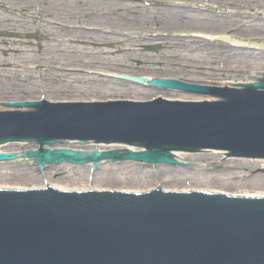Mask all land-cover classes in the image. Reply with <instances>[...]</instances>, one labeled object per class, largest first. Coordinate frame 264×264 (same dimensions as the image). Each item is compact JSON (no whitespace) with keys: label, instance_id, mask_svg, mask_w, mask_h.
<instances>
[{"label":"water","instance_id":"95a60500","mask_svg":"<svg viewBox=\"0 0 264 264\" xmlns=\"http://www.w3.org/2000/svg\"><path fill=\"white\" fill-rule=\"evenodd\" d=\"M155 84L223 100L19 103L12 106L37 111L0 113V141L38 142L41 151L25 156L40 157L41 165L106 158L138 161V167L168 166L176 165L170 151L211 150L264 162V82L236 89ZM57 140L146 151L95 156L42 151ZM14 158L0 154V161ZM0 189H6L0 190V264H264V198L160 188L144 194Z\"/></svg>","mask_w":264,"mask_h":264},{"label":"rangeland","instance_id":"374dc122","mask_svg":"<svg viewBox=\"0 0 264 264\" xmlns=\"http://www.w3.org/2000/svg\"><path fill=\"white\" fill-rule=\"evenodd\" d=\"M246 1L243 0L242 8H238L237 12L229 9L221 12L226 18L224 21L230 23L231 28L234 24H240L242 27L238 35L240 39L238 44H243L245 49L234 52H223L221 46L217 45L209 47L210 50H202L196 47L200 42L197 38L173 36L175 32L181 33L197 28L184 26L189 22L190 16L183 13L177 17L181 23L179 26L165 25L161 28L158 23L161 17L158 14L160 9L152 10L158 16L148 15L144 22L132 18L115 20L114 23L94 22L92 28L111 30L109 32L116 33L113 35L72 34L60 26L79 23L91 28V23L85 21L0 20V32L5 30L8 34H14L13 37H0V93L5 89L8 94V97L0 94V102L4 103L5 98H9L6 102L14 104L40 100L50 103H76L123 100L122 97L128 98L124 100L149 99L157 98L159 94L194 96L132 82L126 85L128 88L122 85L116 88L113 85L116 81H112L114 79L111 75H105L111 70L142 73L157 79L165 78L198 85H209L213 82L262 83L264 0H255L250 6ZM211 4L215 5L212 1ZM225 4L227 5V2ZM137 8L145 7L141 5L130 7L132 11ZM155 19L157 21H154ZM230 25L226 29H230ZM22 26L24 31H21ZM256 26L258 29H254ZM28 34L34 35L35 38L27 39ZM209 39L211 43L222 41L221 38ZM185 40L197 41L194 45L178 43ZM150 46H158L159 49L148 50ZM250 47L253 49H247ZM127 51L132 52L134 56L125 55L124 52ZM9 65L14 67H8ZM103 76L109 80V83H103L104 87L97 81L105 78ZM99 87L100 92L96 91ZM12 95L16 101H11ZM11 144L22 145L27 149L24 151L7 149L6 146ZM77 146L81 147L79 149L84 153H92L95 150L112 152V146L107 145L77 144ZM94 146L98 147L87 149ZM117 147L142 151V148L136 147ZM47 148L43 147L42 151ZM40 149L37 142L0 141V150L3 153L19 155L15 160L0 163V188L42 189L43 185L48 184L58 190L72 192L115 191L137 194L160 188L164 192H205L221 193L226 196L264 197V162L225 158L224 154L220 156L216 154L224 153L223 150L179 152L183 159L174 160L177 162L176 165L150 167H138V161L110 163L106 159L85 164L60 162L41 165L40 157L24 156V153L30 154L33 151L37 153L41 151ZM200 156H208L209 159L201 161ZM105 170L110 173L107 174ZM24 172L29 175L26 180L20 177ZM79 175L82 178H79Z\"/></svg>","mask_w":264,"mask_h":264},{"label":"flooded vegetation","instance_id":"af4514ba","mask_svg":"<svg viewBox=\"0 0 264 264\" xmlns=\"http://www.w3.org/2000/svg\"><path fill=\"white\" fill-rule=\"evenodd\" d=\"M56 1V0H54ZM58 3H66L55 11L47 9L44 0H0V20H58V21H85L91 23L90 27L81 24H74L67 26L60 24L63 29H67L72 34H80L86 36L97 35H113L111 30L92 28L94 22L99 21H123L124 18L136 19L144 16V11L151 17H156L153 11L158 10V14L163 10L177 11L178 15L183 13L190 16L189 22L184 26H189L191 31L184 30L181 33L175 32L173 36H185L190 38H197L200 42L196 45L199 49L210 50L212 46H221L223 52H234L243 49V46L238 44V35L241 33L242 27L240 24H234L231 28L230 23L223 16V11L229 9L236 11L242 8L243 0H57ZM173 1L174 3H169ZM211 1L215 5L211 4ZM255 0H247L246 4L249 6ZM227 2V5L225 4ZM136 5L144 6V9L131 10L130 7ZM247 6V5H246ZM161 7V8H157ZM235 8V9H234ZM153 10V11H152ZM151 11V12H150ZM183 11V12H182ZM240 13V12H238ZM182 14V15H183ZM152 19V18H151ZM233 19V18H232ZM231 19V20H232ZM137 20V19H136ZM233 20H236L235 18ZM154 21H157L156 19ZM181 24V23H180ZM230 25V29H226ZM176 26V25H175ZM179 26V24H178ZM105 27V26H103ZM106 28V27H105ZM198 28H208V30H201ZM157 30V28H156ZM24 31V26L21 27ZM39 35V34H37ZM219 40V43H211L209 38ZM197 40H188L178 43L189 45L196 44ZM235 45H234V44ZM238 45V46H237ZM178 48L177 46H175ZM250 50L253 48L250 47ZM219 50V49H218ZM221 51V50H219Z\"/></svg>","mask_w":264,"mask_h":264},{"label":"bare ground","instance_id":"6f19581e","mask_svg":"<svg viewBox=\"0 0 264 264\" xmlns=\"http://www.w3.org/2000/svg\"><path fill=\"white\" fill-rule=\"evenodd\" d=\"M69 3L70 2L67 1L66 3H61L60 4V3H58L57 0L56 1H54V0H44L45 7L47 9H50V10H53V11H55V10H57L59 8H62L64 5H69ZM146 15H147V13H146V11H144V16L143 17L140 16V17H138L136 19L138 21L141 20L142 22H144L146 20ZM160 16L161 17L159 18L158 23H159V26L161 28L164 27L165 25L173 26V25H178L180 23V21L177 20V17H179L177 11L167 10L166 9V10H163L160 13ZM4 21H8V20L5 19ZM112 23H114V22H112ZM5 24L7 25L8 22H5ZM254 29H258V26H256ZM124 54L128 55V57L134 56V54L132 52H129V51L124 52ZM135 56L140 57L139 55H135ZM12 66L14 67V65H12ZM12 66L9 65L8 67H12ZM8 73H12V72H8ZM105 75H111V77L114 79V80H112V79L111 80L112 81H116L115 84H113V85H115L116 88L119 87L120 85H122L124 88H126L127 87L126 85H128V84H132V83L147 84L149 82L157 80V78L149 77V76H146L145 74H142V73H126V72H119V71H116V70H111V71L107 72ZM103 77H105V76H103ZM129 79H130V81H129ZM97 81H98V83L102 84V87H104L103 83H106V84L109 83V80H106V77L105 78H101V79H99ZM248 83H252V82H248ZM209 85L236 88V87H240L242 84H229V83L213 82L212 84H209ZM24 89H25V87H24ZM96 91L100 92L101 91L100 87ZM0 94H2L1 96H3V97H8L7 91H5V89ZM159 96L164 97L165 99H175V100L204 101V102H206V101L207 102H215L216 101V99H214V98L204 97V96H188V95L187 96H184V95L169 96L168 94L167 95L159 94ZM10 98L13 99V100H11L12 102L16 101V98L13 97V95L10 96ZM7 99H9V98H5L4 102H6ZM122 99L124 100V99H128V98L127 97H122ZM0 110L1 111H7V112L11 111L10 109H8V110L7 109H3V108H1V106H0ZM15 145L11 144V145H8L6 147H7V149L14 148V150H16V151H18V150L24 151V150L27 149V148L23 147L22 145H16V146ZM94 147L97 148L98 146H94ZM94 147L93 148H87V149L91 150V149H94ZM116 147L117 146H112V148H111V150L114 153L120 152V150L122 152L128 150L126 148L122 149L120 147H117V148ZM49 148H50L51 151L52 150H56L57 152H60V151H65V152H68V153H73V152H77V151L80 152V153L82 152V149H79L81 147H78L77 144H70V143H65L63 145L60 144V146L52 145V146H49ZM0 153H3V152L0 150ZM216 154H218L220 156V155H223L224 153H216ZM216 154H214V155H216ZM95 155L92 154V156H95ZM209 157H211V156H209ZM173 159H175L176 161L177 160L179 161V160L183 159V156L175 152V154H173ZM208 159H209L208 156H200L199 157V160H201V161H205V160H208ZM212 159H214V158H212ZM91 163H95V162L91 161ZM105 171L107 172V174L110 173L107 170H105ZM20 177H22L23 179L26 180V179L29 178V175H28L27 172H24V173H22L20 175ZM79 178H82V176L79 175ZM28 181H30V179ZM22 184H25V183H22ZM43 186H45V185H43ZM47 186H50V185L47 184ZM55 189H57V188H55ZM232 197L251 198V199H253V198H264V197H257V196H255V197L232 196Z\"/></svg>","mask_w":264,"mask_h":264}]
</instances>
